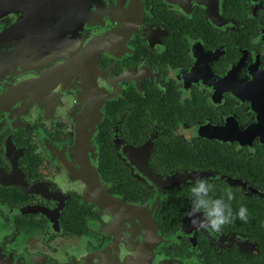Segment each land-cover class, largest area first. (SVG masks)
<instances>
[{"label":"flooded vegetation","instance_id":"af4514ba","mask_svg":"<svg viewBox=\"0 0 264 264\" xmlns=\"http://www.w3.org/2000/svg\"><path fill=\"white\" fill-rule=\"evenodd\" d=\"M6 1L0 264H264V0Z\"/></svg>","mask_w":264,"mask_h":264},{"label":"clouds","instance_id":"9594fccd","mask_svg":"<svg viewBox=\"0 0 264 264\" xmlns=\"http://www.w3.org/2000/svg\"><path fill=\"white\" fill-rule=\"evenodd\" d=\"M191 196L184 215L189 218V223L204 230L209 237L216 239L221 232V227L233 222L235 219L246 222L248 219L247 208L241 204L233 213L230 203H226L222 197L210 195L212 182L195 176L190 184ZM227 200H232V193L227 191Z\"/></svg>","mask_w":264,"mask_h":264},{"label":"trees","instance_id":"16d2710c","mask_svg":"<svg viewBox=\"0 0 264 264\" xmlns=\"http://www.w3.org/2000/svg\"><path fill=\"white\" fill-rule=\"evenodd\" d=\"M249 165H251V163ZM250 210L253 214L256 212V219H258L257 221L250 222V224L258 225L259 229L264 230V205L260 206L258 203L255 206L250 207Z\"/></svg>","mask_w":264,"mask_h":264},{"label":"water","instance_id":"95a60500","mask_svg":"<svg viewBox=\"0 0 264 264\" xmlns=\"http://www.w3.org/2000/svg\"><path fill=\"white\" fill-rule=\"evenodd\" d=\"M2 2H7L6 0H0V3L1 4H3ZM144 176H147L148 177V179L152 182H155V181H158L159 179H162V178H160V177H156V176H154V175H144ZM191 176H193V177H195V176H199V175H181V179H183V180H188L189 179V177H191ZM152 177V178H151ZM148 180V181H149ZM149 181V182H150ZM111 201V200H110ZM112 202V201H111ZM110 202V203H111Z\"/></svg>","mask_w":264,"mask_h":264}]
</instances>
